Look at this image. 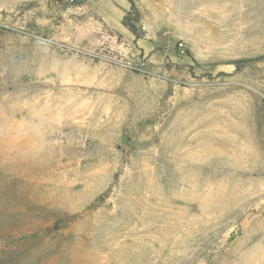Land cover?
Listing matches in <instances>:
<instances>
[{
  "label": "rangeland",
  "instance_id": "374dc122",
  "mask_svg": "<svg viewBox=\"0 0 264 264\" xmlns=\"http://www.w3.org/2000/svg\"><path fill=\"white\" fill-rule=\"evenodd\" d=\"M134 2L0 0V264H264V0Z\"/></svg>",
  "mask_w": 264,
  "mask_h": 264
},
{
  "label": "crops",
  "instance_id": "0c3cea01",
  "mask_svg": "<svg viewBox=\"0 0 264 264\" xmlns=\"http://www.w3.org/2000/svg\"><path fill=\"white\" fill-rule=\"evenodd\" d=\"M88 1L82 0V3L76 7L82 15L96 19L106 28L119 33L127 29L121 23L123 15L129 9L127 0H93L90 5Z\"/></svg>",
  "mask_w": 264,
  "mask_h": 264
},
{
  "label": "trees",
  "instance_id": "16d2710c",
  "mask_svg": "<svg viewBox=\"0 0 264 264\" xmlns=\"http://www.w3.org/2000/svg\"><path fill=\"white\" fill-rule=\"evenodd\" d=\"M129 2V9L123 15L121 19L122 25H124L128 31H130L135 38L141 36V28L138 25L140 19V11L134 0H127ZM82 2H77L76 5H80Z\"/></svg>",
  "mask_w": 264,
  "mask_h": 264
},
{
  "label": "built area",
  "instance_id": "2783aa9c",
  "mask_svg": "<svg viewBox=\"0 0 264 264\" xmlns=\"http://www.w3.org/2000/svg\"><path fill=\"white\" fill-rule=\"evenodd\" d=\"M79 1H80V0H67L68 3H72V4L77 3V2H79Z\"/></svg>",
  "mask_w": 264,
  "mask_h": 264
},
{
  "label": "water",
  "instance_id": "95a60500",
  "mask_svg": "<svg viewBox=\"0 0 264 264\" xmlns=\"http://www.w3.org/2000/svg\"><path fill=\"white\" fill-rule=\"evenodd\" d=\"M120 142H121L122 144H125L126 146H128V143H127L124 139H122Z\"/></svg>",
  "mask_w": 264,
  "mask_h": 264
}]
</instances>
